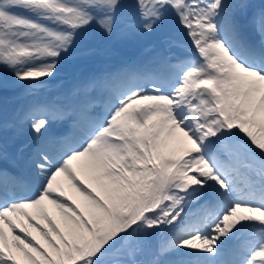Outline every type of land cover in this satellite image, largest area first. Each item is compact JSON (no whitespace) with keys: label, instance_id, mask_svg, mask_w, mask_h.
Returning <instances> with one entry per match:
<instances>
[{"label":"snow or ice","instance_id":"obj_1","mask_svg":"<svg viewBox=\"0 0 264 264\" xmlns=\"http://www.w3.org/2000/svg\"><path fill=\"white\" fill-rule=\"evenodd\" d=\"M0 98V264H264V0H0Z\"/></svg>","mask_w":264,"mask_h":264},{"label":"rangeland","instance_id":"obj_2","mask_svg":"<svg viewBox=\"0 0 264 264\" xmlns=\"http://www.w3.org/2000/svg\"><path fill=\"white\" fill-rule=\"evenodd\" d=\"M69 194H73L71 191H70V193Z\"/></svg>","mask_w":264,"mask_h":264}]
</instances>
